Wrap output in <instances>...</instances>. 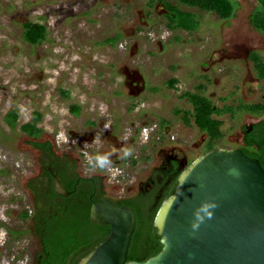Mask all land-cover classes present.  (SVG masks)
Listing matches in <instances>:
<instances>
[{
  "label": "rangeland",
  "instance_id": "obj_1",
  "mask_svg": "<svg viewBox=\"0 0 264 264\" xmlns=\"http://www.w3.org/2000/svg\"><path fill=\"white\" fill-rule=\"evenodd\" d=\"M148 1L0 0V264H28L31 251L37 249L31 219L22 216L25 211L34 213L31 187L39 175L40 154L32 142L47 139L59 154L80 155L84 171V151L106 153L114 146V140L105 141L101 134L108 133L110 124L129 135L131 120L148 124L160 118L171 123L158 140L154 138L153 154L169 146L195 150L198 129L192 122L184 125L174 110L190 109L183 92L202 84V92L218 106L244 98L249 89L255 92L249 99L264 93V81L255 79L247 59L252 50L264 59V33L248 20L256 0H237L239 7L229 20L194 9L200 13L199 26L191 33L168 29L163 6L155 1L149 7ZM26 21L43 23L46 39L35 45L25 42ZM130 72L136 77H125ZM172 77L177 82L170 87ZM75 104L77 114L70 110ZM11 109L17 111L14 127L5 119ZM34 111L41 115L39 138L20 129ZM91 119L104 123L103 132L98 126L92 130L98 142L87 137ZM221 119L219 144L227 146L236 145L242 124L252 121L227 114ZM61 132L68 133L69 143L59 138ZM147 135L139 134L140 139L131 142L140 162L114 164L122 173L141 171L140 157L151 149L142 146ZM117 177L115 184L103 182L110 195L113 188L129 184L127 174ZM137 204L147 212L146 200Z\"/></svg>",
  "mask_w": 264,
  "mask_h": 264
},
{
  "label": "water",
  "instance_id": "obj_2",
  "mask_svg": "<svg viewBox=\"0 0 264 264\" xmlns=\"http://www.w3.org/2000/svg\"><path fill=\"white\" fill-rule=\"evenodd\" d=\"M58 195L67 191L53 175ZM205 200L218 205L190 234L193 210ZM96 224L109 226L103 241L77 264H264V168L241 149H216L195 158L157 209L153 226L160 251L144 261L128 260L136 227L133 208L102 198L89 213Z\"/></svg>",
  "mask_w": 264,
  "mask_h": 264
},
{
  "label": "flooded vegetation",
  "instance_id": "obj_3",
  "mask_svg": "<svg viewBox=\"0 0 264 264\" xmlns=\"http://www.w3.org/2000/svg\"><path fill=\"white\" fill-rule=\"evenodd\" d=\"M249 53L247 54V59H249V61L252 63L249 57ZM251 65L253 67V64ZM135 74L136 72H130L129 74L125 73V77H131L132 75V77L134 78L136 77ZM255 79L259 82L264 81V78H260L256 74ZM135 82L136 86H138L140 83L138 82V80H135ZM249 91L250 92H247V95H245L244 98L238 97L237 100L230 103L224 101L222 103V106H218L212 101L213 108L215 110H217V108L224 109L225 107H231L233 109L231 113H229L228 111L213 112L212 116L220 121L219 127L221 136L217 139H209L207 132L200 130L193 123V119L190 118L189 125H191L192 122V126H195L199 132L197 140L195 141V143H193V145L196 146L195 150L194 148L190 150V148L183 149L180 146H169L167 148L159 147L156 151V154H153L152 148L155 147L154 140H158L160 138V132L163 130L166 131V129L170 126L171 122L169 119L158 118L155 121H147L148 124L145 122V120H139V122H136L137 124H135L134 120H131L130 127L132 128L130 129L131 133L129 135L126 134V131L120 130L119 126L115 125L114 123L110 124L109 129L107 128L108 133L101 134L105 135L103 137V140L105 141L114 140L115 142H113V145L116 148H120L122 146L131 147V142L139 138V134L144 135L145 133L148 135L145 141L141 140L142 146L147 144V147H152L148 150V153L140 157V160H142L141 171H133L131 173H125V171L121 173L122 177L127 174V176L129 177V184L126 186V188H119V190H115V188H113V191H111V195L108 193L106 185L110 183V185L115 184L114 180L116 178H108L107 172L96 174L92 173L93 171H90V175H85L88 174L89 169L85 167L86 164L84 163H82L81 165L88 170L82 171V169L80 168V155L74 156L71 155L72 153H67L66 151L59 154L54 150L51 142L47 139L43 141L38 140L32 142L31 144L37 149L40 154V162L39 175L35 180V183H33L31 187L34 213L30 214L28 212V215L24 216V218L29 217L31 219L32 227L30 231L33 237H35L37 240V249L31 251L28 264L49 263L47 255L45 253V247L42 244L41 237L46 232V230L50 228V226H52L54 223L59 222L64 218V216L67 217L66 212H69L72 209H77L78 206L89 204L90 213L91 204L93 202L100 201L102 198H107L118 205L131 206L135 212V216V205L137 200L139 199H144L147 201V210L153 209L157 204H159L157 207L158 209L160 204L164 200H162L163 195L166 193L172 182L176 180L177 184V179L180 173L184 169H186L187 166L192 163V161L198 156L204 154L207 151L216 149L238 148L243 151V147H246V135L252 132L255 137L254 143L252 145L256 147V140L264 139V110L252 111L248 108V106L262 103L264 101V93L261 94L259 98L255 97L254 99H249L252 98L253 94H255V92L251 91V89H249ZM185 99L187 100V98ZM240 104L242 105V107L239 106ZM174 110L175 112L176 110H180L179 113L176 112V115L180 117V120L182 121V123H184V125L189 126L183 119L184 111L188 109L176 108ZM225 114H227L229 118L237 117V115H239L243 119L246 118L252 120L250 123L242 124L240 128V141L233 146L219 144V141L223 138L222 125L224 120L221 119V116ZM86 124L88 126L89 132L87 134V137L89 140L94 141V136L92 133L93 128L98 126V131L103 132L104 123L101 122L100 125H98L95 119H91ZM118 134L121 135L120 138L117 139V136H119ZM36 138H39V136ZM212 142L213 146L210 147V143L212 144ZM36 143H48V145L38 147L36 146ZM77 151L80 152V150ZM113 156L115 165L128 163L129 165L131 164L132 166H135L137 162H140L135 158V155H133L128 160H121L117 155ZM153 157H156L157 161H153ZM54 174L60 176L61 182L69 192L66 196L58 195L54 191ZM105 180H107L106 185L103 183ZM116 180H118V177ZM117 186L120 185L117 184Z\"/></svg>",
  "mask_w": 264,
  "mask_h": 264
},
{
  "label": "trees",
  "instance_id": "obj_4",
  "mask_svg": "<svg viewBox=\"0 0 264 264\" xmlns=\"http://www.w3.org/2000/svg\"><path fill=\"white\" fill-rule=\"evenodd\" d=\"M160 3L164 8V16L167 19L166 26L170 30H183L186 32H194L199 26V12L213 13L222 20L231 19L239 7L237 0H149L147 5L154 6V2ZM256 5L249 13V24L259 33H264V0H256ZM192 9V10H191ZM23 37L25 42L35 45L46 39L47 30L43 23L35 21H26L23 24ZM109 39H107L108 41ZM249 57L253 64L255 74L264 78V59L257 51H250ZM177 82L176 78L168 80V86L173 87ZM194 91H186L182 96L187 98L191 104L189 110L184 111L183 119L187 125L190 124V118L193 123L202 131L207 132L209 139L214 140L221 136L220 121L212 115L217 111H228L231 113L233 109L225 107L224 109L215 110L213 102L203 92V85L194 86ZM239 106L242 107L240 104ZM247 107V106H246ZM252 111L264 110V101L259 104L248 106ZM72 113L77 114L78 105L70 106ZM177 113L180 110H176ZM7 123L15 126L17 119V111L11 109L5 117ZM41 115L34 111L32 120L20 125L21 131L29 137H38L42 129L37 123L40 121ZM246 147L243 151L249 156L256 157L264 168V139L256 140L254 143L253 132L246 135ZM48 143H36V146H47ZM210 147L213 146L210 143ZM176 180L172 182L162 200L174 191ZM159 204L153 209H148L143 213L141 207L135 205L136 210V227L131 239L128 260L144 261L150 256L157 254L162 245L160 236L157 234L156 228L153 226V219ZM59 222L54 223L41 237L42 244L45 247V253L48 258V264H77L80 258L90 252L95 245L104 240L109 233L108 225L96 224L89 218V204L78 206L72 209ZM28 212H23L22 216H27Z\"/></svg>",
  "mask_w": 264,
  "mask_h": 264
},
{
  "label": "clouds",
  "instance_id": "obj_5",
  "mask_svg": "<svg viewBox=\"0 0 264 264\" xmlns=\"http://www.w3.org/2000/svg\"><path fill=\"white\" fill-rule=\"evenodd\" d=\"M151 35V34H150ZM59 138L62 139L63 143H69L70 137L68 133L61 132L59 134ZM94 142H98L97 138L94 137ZM87 145V142H85ZM134 149L130 146L125 147L122 146L120 148L112 147L111 151L106 153L97 152L95 154H90L87 151L83 152L86 164L88 166L89 171L100 170L103 172H107L110 174L112 179H115L118 175L122 173V169L116 167L113 163L111 157L113 155H117L121 160H128L133 156ZM218 205L213 200H205L202 201L192 213L193 219L190 221V229L192 233L197 231L201 224L204 223L205 219H212L213 217V209L217 208Z\"/></svg>",
  "mask_w": 264,
  "mask_h": 264
}]
</instances>
